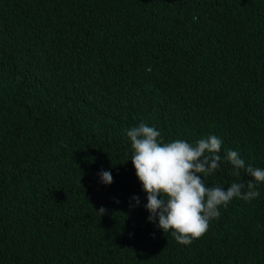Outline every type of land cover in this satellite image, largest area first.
Masks as SVG:
<instances>
[{"label": "trees", "instance_id": "trees-1", "mask_svg": "<svg viewBox=\"0 0 264 264\" xmlns=\"http://www.w3.org/2000/svg\"><path fill=\"white\" fill-rule=\"evenodd\" d=\"M140 123L264 169V0H0V264H264V184L190 245L148 221Z\"/></svg>", "mask_w": 264, "mask_h": 264}, {"label": "clouds", "instance_id": "clouds-1", "mask_svg": "<svg viewBox=\"0 0 264 264\" xmlns=\"http://www.w3.org/2000/svg\"><path fill=\"white\" fill-rule=\"evenodd\" d=\"M125 135L135 175L146 193L147 219L163 233L170 232L179 244L190 245L201 238L209 222L221 216L220 208H227L234 199L250 202L260 195L257 188L264 184V169L247 164L236 150L228 149L221 156L223 140L216 135L193 143L180 139L164 142L159 130L144 123L128 128ZM224 162L231 165L233 176L239 178L243 172L252 178L246 191L240 182L226 188L206 186L204 177L215 174ZM98 175L103 184L113 182L109 171ZM131 199L140 204L139 197ZM105 211L103 206L99 209L100 214Z\"/></svg>", "mask_w": 264, "mask_h": 264}]
</instances>
